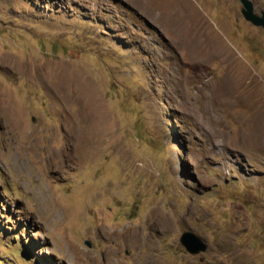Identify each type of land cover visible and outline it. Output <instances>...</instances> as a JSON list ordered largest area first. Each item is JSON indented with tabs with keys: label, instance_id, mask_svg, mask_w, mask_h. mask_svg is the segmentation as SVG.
Here are the masks:
<instances>
[{
	"label": "rangeland",
	"instance_id": "1",
	"mask_svg": "<svg viewBox=\"0 0 264 264\" xmlns=\"http://www.w3.org/2000/svg\"><path fill=\"white\" fill-rule=\"evenodd\" d=\"M181 2L228 61H186L170 0H0V264H264V28Z\"/></svg>",
	"mask_w": 264,
	"mask_h": 264
},
{
	"label": "bare ground",
	"instance_id": "2",
	"mask_svg": "<svg viewBox=\"0 0 264 264\" xmlns=\"http://www.w3.org/2000/svg\"><path fill=\"white\" fill-rule=\"evenodd\" d=\"M189 1V0H188ZM191 4V3H190ZM188 5L184 4L183 2H181V0H170V7L172 8V10L174 12H171V15L169 17V22L174 23V28H175V34L177 35L176 37H179L178 39V45L179 48L181 49V51H183V55L184 58L186 59V61H188L190 64H192L193 66L196 65L197 67L205 64L204 62H206V59H209L210 57L214 58L219 56L220 54L222 55H226L227 61L230 59V57L228 56V54L225 51V48H223L224 46L221 45V42L216 40V38L214 37L213 40H211V36H210V32L209 33H205V31L203 32V30L198 29V23H196L193 18L191 17L193 15V13H191L187 7ZM195 11V10H194ZM197 14V13H196ZM188 17V18H187ZM200 18V15L197 16ZM196 17V18H197ZM195 18V19H196ZM175 20H179V23H176ZM187 20V21H186ZM199 20V19H198ZM177 27H182L180 30L177 29ZM200 28V27H199ZM209 31V30H208ZM184 35V36H182ZM178 49V50H180ZM202 54V55H201ZM204 54H206L205 56H203ZM230 55V54H229ZM4 56V55H3ZM205 58V59H204ZM5 59V58H4ZM9 59V58H8ZM184 59V60H185ZM3 60V59H2ZM203 67V66H201ZM66 69V67H64V70ZM198 69V68H197ZM45 70V69H44ZM60 71V70H59ZM41 72V71H40ZM58 72V71H57ZM234 73V71L229 70V72L227 74H231ZM38 74V73H37ZM64 74V72H63ZM62 74V75H63ZM44 75V73H43ZM228 76V75H227ZM62 77V76H61ZM230 77V76H229ZM228 80V79H227ZM233 80V79H232ZM237 80V79H235ZM241 80V79H240ZM224 81V80H223ZM62 82V81H61ZM235 82V81H234ZM240 82V81H239ZM55 83V82H54ZM58 83V82H57ZM233 81H230V84L227 83V88L231 89V91H234L233 89H235L232 86ZM56 84V83H55ZM234 85H239L237 82H235ZM58 89H61V91H63L62 89H68L69 88V84L64 81L62 82L59 86H57ZM224 88V87H223ZM230 92V91H228ZM226 93V92H225ZM250 98V102H251V97ZM245 99V98H244ZM253 100V99H252ZM228 101V100H227ZM256 101V99H255ZM234 102V101H233ZM247 102V101H246ZM245 102V103H246ZM257 104V103H256ZM249 105V104H248ZM222 106V105H221ZM249 107V106H248ZM245 111V110H244ZM245 116V115H244ZM251 116V115H250ZM249 116V117H250ZM254 116V115H253ZM247 117V116H246ZM248 120V119H247ZM86 123V122H85ZM248 123V122H247ZM77 124V123H76ZM250 124V122H249ZM248 124V126L250 127V125ZM261 125V124H260ZM264 125V124H263ZM76 126V125H75ZM91 123L89 122L88 125L86 127H84L83 129L81 128V130H87L90 131L91 128ZM246 126V125H245ZM257 126V125H254ZM260 127V126H259ZM261 128V127H260ZM262 129V128H261ZM248 130V127H247ZM259 130V129H258ZM92 131V128H91ZM251 132V131H250ZM263 135L261 137V140L264 141V130L262 131ZM75 133L77 134V138L79 139V146L81 148L87 149L86 145H88L89 143L92 144V146H100V138L98 136H96V138H93L92 140L89 138V136H86V134L84 135L82 133V131H79V128L75 129ZM259 133V132H258ZM97 134V133H95ZM255 134H257V132L252 131L248 137H253ZM259 135V134H258ZM257 135V137H258ZM257 140V139H256ZM95 142V143H94ZM242 143V142H241ZM77 145V143H76ZM92 148V147H91ZM256 149V148H255ZM95 150V149H94ZM93 150V151H94ZM92 151V152H93ZM96 151V150H95ZM99 151V150H98ZM81 152V150H80ZM86 152V151H85ZM89 152V151H88ZM91 152V153H92ZM81 154H83V152H81ZM90 154V153H89ZM91 155H88V157ZM93 157V156H92ZM81 158V157H80ZM125 240V239H124Z\"/></svg>",
	"mask_w": 264,
	"mask_h": 264
},
{
	"label": "water",
	"instance_id": "3",
	"mask_svg": "<svg viewBox=\"0 0 264 264\" xmlns=\"http://www.w3.org/2000/svg\"><path fill=\"white\" fill-rule=\"evenodd\" d=\"M241 2L243 3L242 12L245 18L251 21L254 25L264 28V10L261 12V15H259L255 12L254 5L251 0H241ZM180 241L191 253H198L206 250L207 248V244L202 240V238L192 231L184 232L181 235Z\"/></svg>",
	"mask_w": 264,
	"mask_h": 264
}]
</instances>
